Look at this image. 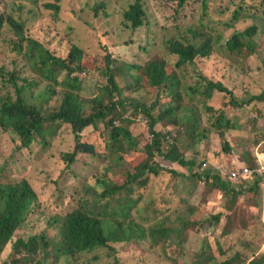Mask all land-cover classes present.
I'll use <instances>...</instances> for the list:
<instances>
[{
  "label": "rangeland",
  "instance_id": "rangeland-1",
  "mask_svg": "<svg viewBox=\"0 0 264 264\" xmlns=\"http://www.w3.org/2000/svg\"><path fill=\"white\" fill-rule=\"evenodd\" d=\"M32 1L0 0V11L7 15L15 14L14 16L19 20H27L29 32L40 36L47 43L51 38L53 42L50 43V48L60 56L67 57L69 45L75 41L94 55L109 52L119 60L118 66L122 67V70H118L117 78L123 88V96L128 99V107L122 109L121 113L123 119L127 120L125 124L131 130V137L140 142L141 150H145L147 144H151L154 140L153 132L150 130V120L144 107L150 106L154 101L159 103L166 92L165 88H162L160 91L164 94L156 97L143 86L136 88L138 81L126 69L125 63L144 64L154 57H166L175 64L178 57L170 54L166 45L167 40L180 35L193 37L192 29L195 28L200 29L197 43L211 35L215 39L224 35L223 41L215 45L216 50L210 58H198L196 65H188L178 70L182 81L180 91L188 101L192 100L194 105H199L201 108L195 113L183 111L180 114V121H183L184 114L192 117L188 124L196 122L199 118L202 119L203 123L199 130L203 133L198 132L193 135L181 124L176 126L159 123L156 126V130L164 135L165 153L169 151L171 143L177 142L186 157L195 158L196 165L190 168L180 163L170 164L164 160L162 154L157 155L155 160L161 166L167 169L176 168L179 173L162 172L158 176L151 174L152 180L144 189L145 197H148L146 211L138 214L135 213L134 208L129 220L142 223L147 229L159 225L162 227L160 231L164 230L163 228L171 230L173 241L181 245L178 246V261L175 262H183L185 258L189 259L193 256V261H189L190 264H221L234 258L238 253L244 257V262L237 264H250L254 259H262L264 184L260 185L261 190L252 195L249 188L254 184L255 177H246L247 182L244 184L243 178L234 182L228 175L231 170H237L243 176L246 173L243 167L245 163L249 164L246 153L252 155L254 160H251V163L256 164L257 153L264 150V95L262 94L264 92V0H217L209 16H204L203 1L193 2L178 11L174 0H142L147 11V22L137 29L126 26L124 19V11L137 0H61L59 30L49 36L45 35L43 22L45 18L52 16L51 11L45 10L43 5L57 2L56 0H36L35 3ZM100 1H108L109 16L101 14L100 17H95L94 7ZM236 2L250 11L244 10L246 18H241L234 27L227 29L224 22L228 21L231 12L226 7L235 8ZM254 23L260 28L254 36L257 42L256 49L250 52L246 59H242L243 57L239 55L236 58V55L228 53L223 45L226 37L237 28L244 30ZM15 37L16 30L10 22L4 27L0 24V96L17 92L1 75L2 68L7 67L10 70L17 68L22 73L23 66H26L25 55L18 54L14 50ZM260 44L263 46L260 47ZM218 49L220 54H217ZM201 71L214 80H222L235 92L239 100L250 99L251 103L234 107L228 103L231 100L230 95L220 91H215L208 103L204 97L203 103L200 102L201 94L191 98L186 92L187 87L194 85ZM86 73L81 75L82 94L94 96L101 86L107 84V77L105 72ZM22 75L33 77L34 73L26 66ZM45 84L46 81L35 90H43ZM158 91L155 89V93ZM261 94L263 98L260 99ZM251 96L257 97L251 99ZM38 101L43 104L45 113H49L52 107L60 102L58 95L55 94L48 101L44 98ZM209 106L218 111L210 109ZM160 107L161 105L158 104L155 111L158 112ZM223 112L238 128L232 135H227L234 153L232 156L223 150L218 133L220 127L217 126V121ZM105 127V123L101 122L99 131L95 126H90L82 132L83 139L97 145V154H81L76 163L69 168L63 161L62 154L73 151L75 147V135L71 124L64 123L58 135L53 139L49 138L51 145H44L42 141H38L31 149L19 150L15 138L17 142L19 141L13 133V128L5 127L0 123V185L28 180L40 197L41 206L34 207L30 211L17 233V239L47 235L51 245L45 254L44 264H115L117 258L120 259L121 264H176L165 256L162 244L154 245L150 241L149 233L148 238L140 243L112 241L111 247L115 249L113 251L100 248L78 257L59 254L64 243L59 217L73 209L78 204L77 200L83 199L86 207L93 211L116 212L118 196L102 199L100 196L102 189L97 184L98 180L104 178L106 169L115 166L113 159L118 158L121 153L120 151L111 153L110 156L106 149L108 138L101 136ZM210 127L215 129L208 131ZM123 140L126 148H132L125 155L133 154L130 140ZM194 141H199V145ZM142 158L143 156L139 155L137 160L141 161ZM9 162L12 163L11 167H7ZM125 165L126 167L116 174L136 166L128 163ZM208 170L220 172L224 180H229L233 187L237 186L238 199L235 204H232V198L225 197L222 191L211 189L202 181L203 179L194 174L205 173ZM143 214L145 215L142 216ZM216 215L221 216V220H214L213 217ZM143 218L146 220L140 222ZM118 220L111 218L105 227L106 231H112ZM187 221L194 225L186 227ZM172 232L175 235H172ZM123 235L128 236L129 231L124 232ZM57 248H59L58 253ZM183 248L188 251L184 252ZM16 259L14 244H11L0 264L12 263Z\"/></svg>",
  "mask_w": 264,
  "mask_h": 264
},
{
  "label": "trees",
  "instance_id": "trees-1",
  "mask_svg": "<svg viewBox=\"0 0 264 264\" xmlns=\"http://www.w3.org/2000/svg\"><path fill=\"white\" fill-rule=\"evenodd\" d=\"M174 1L177 3L178 11L193 2L203 1L205 7L204 16L210 15V10L214 9L215 2H217V0ZM32 2L35 3L37 1ZM56 2L43 5L45 10L51 11L52 16L51 18H45V22L42 21L46 36L59 30V23L61 22L59 15L62 6L59 4L61 0H56ZM234 6L235 8L232 9L226 7L231 12L228 21L224 22L227 29L234 27L241 18H246L247 15L244 14V10L250 11L240 6L237 2L234 3ZM238 6L239 9H237ZM107 9L108 1L97 2L94 7L95 17L98 18L101 14L109 16L110 13ZM2 13L0 11L1 27H4L7 22L13 25L16 30L14 50L18 54L25 55L26 66L34 73L33 77L23 76L22 73H24L26 66H23L22 73L17 68L10 70L7 67H3L1 70V75L17 92L16 94L11 92L7 96H0V123L5 127L13 128V133L16 134L19 141L17 142L15 138V142L19 145V150L31 149L38 141H42L41 143L44 145H51L50 139L58 135L63 124H71L72 132L75 135V147L73 151L70 150L62 154L63 161L70 168L76 163L79 155L97 154V145L85 138L83 139L82 132L90 126H95L97 131H99L100 123L104 122L106 127L101 136L108 138L106 149L110 156L111 153L121 152L118 158L113 159L115 166L107 168L104 178L98 180L97 183L102 189L100 195L102 199L118 196L116 212L109 213V210L101 213L97 210L93 211L86 207L83 199L77 200L78 204L73 209L59 217L62 224L64 243L60 250L59 248L56 249V252L58 253L59 250L61 255L78 257L83 253H90L100 248H108L113 251L115 249L111 247L112 241L140 243L148 238L147 234L149 233V239L154 245H163L165 256L169 261H178V246L181 245L173 241L171 230L163 228L164 230L160 231L162 227L159 225L147 229L142 223L129 220L131 218L129 216L132 215L131 211H134V208L136 209L135 213L138 214L146 211V200L148 197H145L144 189L149 186L152 180L151 174L158 176L162 172L179 173L176 168L167 169L161 166L155 160L157 155L162 154L161 156H163L164 160L170 162V164L180 163L190 168L196 165L197 161L195 158L186 157L177 142L171 143L169 151L165 153L163 146L164 135L156 130V126L159 123L176 126L181 124L193 135L198 132L203 133L202 130H199L203 123L202 119L199 118L196 122L188 124L192 117L184 114L183 121H180V114L183 111L195 113L198 110L200 111L201 108L199 105H194L192 100L188 101L184 97L183 92L180 91L182 81L178 70L188 65H196L198 58H210L216 50L215 45L223 41L224 35L217 39L211 35L204 41L197 43L200 29L195 28L192 29L193 37L180 35L167 40L166 45L170 54L178 57L175 64L166 57H154L144 64L125 63L126 69L138 81L136 88L143 86L152 94H155L156 97L164 94L160 91L162 88H165L166 92L159 103L154 101L150 106L144 107V111L150 120V130L153 132L154 140L151 144H147L145 150H141L139 148L140 142L136 141V138L131 137V130L125 124L127 120L123 119V113H121L122 109L128 107V99L123 96V88L117 78L118 70H122V67L118 66L119 60L114 58L109 52L94 55L75 41H72L69 45L68 56H60L50 48V43L53 42L51 38L48 39L49 43H47L40 36L29 32L27 20H19L14 16L15 14L7 15ZM146 17L147 11L142 0L135 1L129 6L128 10L124 11L126 26L134 29L145 25L147 22ZM259 31L260 28L255 23L247 26L244 30L237 28L230 34L231 36L226 37L223 44L224 48L228 53L236 55V58L239 55L243 57L242 59H246L248 58L247 55L257 47L254 36ZM263 44H260V47ZM219 49L217 54H220ZM139 71L140 73L138 74ZM85 72H105L104 74L107 77V84L101 86L98 93L94 96L82 94L83 81L81 75L82 73L85 74ZM44 81H46L44 89L35 90L42 86ZM155 89L159 90L158 93H155ZM215 91L230 95L231 100L228 103L234 107H242L251 103L250 99L239 100L235 92L222 80H214L204 72L199 73V78L194 85H190L186 90L191 98L201 94L202 96L199 98L201 103H203V97L208 103ZM54 94L58 95L60 102L54 105L49 113H45L43 104L38 100L44 98L48 101ZM262 94L264 95V92ZM262 94L259 97L260 99L263 98ZM256 97L251 96L250 98L254 99ZM191 102L192 104H190ZM158 104L161 107L156 112ZM209 108L218 111L212 106H209ZM211 116L214 117L215 115L211 114ZM119 120L122 121L119 122ZM217 126L220 127L218 133L222 140L223 150L228 152L229 156H232L234 153L227 135H232L234 131H237V125L223 112L218 118ZM213 129L215 127H210L208 131ZM123 139L130 140L133 145V154L130 153L126 156V153L130 152L132 148H126ZM194 142L199 145V141ZM260 154H264V150H260ZM139 155L143 156L141 161L137 160ZM245 156L249 162L246 166L255 168L257 159L256 164H252L251 160H254L252 155L246 153ZM126 163L135 164L136 166L131 170L120 171L116 174L117 171L126 167ZM11 165L12 163L9 162L7 167H11ZM214 171L208 170L205 173L195 172L194 174L201 180L203 179L211 189L222 191L225 197L232 198V204H235L238 199V191L229 180H224L220 172ZM249 176L253 177L247 173L243 175L244 184L247 182L246 177ZM254 176V184H251L249 188L252 195L256 194L259 189L261 190L262 177L260 175ZM39 202L40 197L28 180L0 185V262L7 248L14 244L17 259L15 262L8 264H44L45 254L51 245L47 235L41 234L34 235L28 239H17V233L30 211L34 207L41 206ZM144 204H146L145 207ZM113 217L119 220L116 222L117 224L115 223V228L112 231H106L105 227ZM213 219L219 221L221 216L216 215ZM144 220L146 219L143 218L140 222ZM192 224L187 221L185 226L189 228ZM163 227L165 226L163 225ZM128 231L129 235L124 236L123 233ZM183 249H185L184 252L188 251L186 248ZM192 258L193 256L189 259L185 258L183 262L175 263L190 264L189 261H193ZM239 262H244V257L240 253L221 264H237ZM115 264H121L119 258H117ZM250 264H264V256L262 259L252 260Z\"/></svg>",
  "mask_w": 264,
  "mask_h": 264
},
{
  "label": "built area",
  "instance_id": "built-area-1",
  "mask_svg": "<svg viewBox=\"0 0 264 264\" xmlns=\"http://www.w3.org/2000/svg\"><path fill=\"white\" fill-rule=\"evenodd\" d=\"M246 173L249 175L259 174L264 179V156L259 157L258 166L256 168H247ZM228 177L234 181L237 182L241 179V174L237 170H231L230 175ZM204 181V180H203ZM205 182V181H204Z\"/></svg>",
  "mask_w": 264,
  "mask_h": 264
},
{
  "label": "clouds",
  "instance_id": "clouds-1",
  "mask_svg": "<svg viewBox=\"0 0 264 264\" xmlns=\"http://www.w3.org/2000/svg\"><path fill=\"white\" fill-rule=\"evenodd\" d=\"M260 153V152H259ZM261 156H259V157H263L264 156V154H260ZM259 157H258V160H257V165H256V167L258 166V161H259ZM255 167V168H256ZM243 168H245V170L247 169V168H249V167H247V166H245V167H243ZM253 169V168H252ZM224 172V171H223ZM225 173V172H224ZM254 175H256V176H258L259 174H254ZM254 175H252L253 177H255ZM262 177V176H261ZM241 178H243V176L241 177ZM203 181V180H202ZM261 184H264V179H263V177L261 178ZM234 188L235 189H237V186H234Z\"/></svg>",
  "mask_w": 264,
  "mask_h": 264
},
{
  "label": "crops",
  "instance_id": "crops-1",
  "mask_svg": "<svg viewBox=\"0 0 264 264\" xmlns=\"http://www.w3.org/2000/svg\"><path fill=\"white\" fill-rule=\"evenodd\" d=\"M259 156H261V155H260V153L258 152V153H257V157H259ZM245 166H246V163H245ZM245 166H244V167H245Z\"/></svg>",
  "mask_w": 264,
  "mask_h": 264
},
{
  "label": "bare ground",
  "instance_id": "bare-ground-1",
  "mask_svg": "<svg viewBox=\"0 0 264 264\" xmlns=\"http://www.w3.org/2000/svg\"><path fill=\"white\" fill-rule=\"evenodd\" d=\"M172 235H175V234H173V232H172Z\"/></svg>",
  "mask_w": 264,
  "mask_h": 264
}]
</instances>
